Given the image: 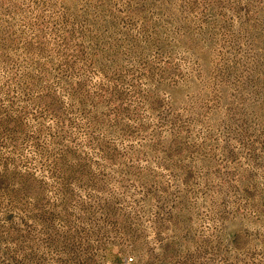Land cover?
Returning a JSON list of instances; mask_svg holds the SVG:
<instances>
[{
    "label": "rangeland",
    "instance_id": "rangeland-1",
    "mask_svg": "<svg viewBox=\"0 0 264 264\" xmlns=\"http://www.w3.org/2000/svg\"><path fill=\"white\" fill-rule=\"evenodd\" d=\"M0 264H264V0H0Z\"/></svg>",
    "mask_w": 264,
    "mask_h": 264
}]
</instances>
